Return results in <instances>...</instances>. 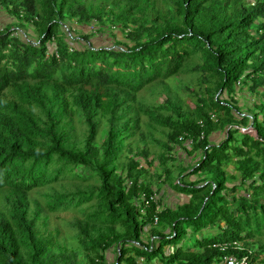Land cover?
Wrapping results in <instances>:
<instances>
[{
	"label": "trees",
	"instance_id": "obj_1",
	"mask_svg": "<svg viewBox=\"0 0 264 264\" xmlns=\"http://www.w3.org/2000/svg\"><path fill=\"white\" fill-rule=\"evenodd\" d=\"M0 10L37 36L0 30V264H213L227 254L264 264V0H0ZM115 31L121 48L90 41ZM187 68L201 73L192 105L166 82ZM150 83L167 85L161 102L137 100ZM244 88L261 97L246 111ZM177 146L198 156L179 176L197 178L174 184L189 201L145 206L142 194L159 192L149 167L157 161L165 184ZM55 211H74L72 244L46 229Z\"/></svg>",
	"mask_w": 264,
	"mask_h": 264
},
{
	"label": "rangeland",
	"instance_id": "obj_2",
	"mask_svg": "<svg viewBox=\"0 0 264 264\" xmlns=\"http://www.w3.org/2000/svg\"><path fill=\"white\" fill-rule=\"evenodd\" d=\"M13 18L15 19L14 22L15 21H16V23L19 22V20H17L15 17H13ZM27 26H30V25H26V27ZM13 27H17V28L20 29V26L13 25ZM26 27H24L23 29H20V31L17 30V29L16 30H17V32L20 33V35L22 36V38L25 41L37 42V38H36L37 36L35 34L34 27H31V26L28 27V28H26ZM62 29L64 31V35L66 36L65 38L69 39L68 38L69 37V32L67 31V28L62 26ZM91 30H94V29L92 27H90V26L87 27V31L88 32L91 31ZM33 32H34V35H33ZM73 36H75V35H73ZM26 37H27V39H26ZM76 38H77V36H76ZM116 39H121V36H119L118 33H117V37L116 38H111L110 37V33L106 32L105 34L104 33H102V34L101 33H95L90 38V41L93 43L94 46H99V45L112 46L113 45L116 48L117 47L121 48V46H119V45H114L116 43L115 42ZM77 40H79L81 43L85 42L84 40H82L80 38H78ZM50 46H53V44H51ZM197 60L198 59L193 57V58H191L189 60V63L191 64L193 62H196ZM188 68H190V67H188ZM188 68L185 71H182V73L179 74V76L174 77L173 79L172 78H168L166 82L172 88V90L175 91L173 93V95L171 96V97H173V100L177 97V92H178V95L180 96V98L185 103H190L191 104L192 101H194L196 98L194 97V95L191 92L188 91V88H190L191 90L196 89L197 84L195 82V79L197 77H200L201 73L190 72V71H188ZM196 74H198V75H196ZM166 87H167L166 84L160 83L158 85H155V83H150V84H148V86L145 87V89L141 90L138 93L137 100L138 101H143L144 103H148V104H155V102L159 103L165 97L162 92H166L165 91ZM236 98L238 100L239 106L244 107V110H245L247 107L253 106V102L255 100H257V99H260L261 97L259 95L251 94L248 90H246L244 88V89H242L241 91H239L237 93ZM140 119H141V122H143L144 120H147L148 117L145 114H141L140 115ZM141 127H142V130L148 135L147 141H149V142L145 143V145L149 148L151 153H153V154L154 153L155 154L158 153L160 151V146L156 142H151L150 141L149 132H148L147 127L144 124H142ZM162 128L163 127H161V126H157V129L155 128V130H158V131L156 133H154V135H153V137L155 139H158L160 141H162L164 139V136L159 133V131L162 130ZM244 129H245L244 130L245 132L246 131L248 132V130L246 128H244ZM163 130H166V129H163ZM249 132L251 134H254L252 129H249ZM225 134H226V130H221V131L217 132V135L213 139L216 142H218L220 139H223L225 137ZM181 150H182L183 153L185 152L182 148H181ZM177 151H178V149L176 148V152H174L175 154L174 155L172 154L173 155V159L168 161V163H167V166L170 168L171 174L168 176L165 173V171L161 170V172H160L164 176L166 175L165 184H167V186L169 188H171V189H178L179 186L178 187L174 186V184H176V182H177V178H179V179L183 178V177H179V176H182L183 174H185L186 170L194 162L193 157H192L193 162H191L190 164L185 166V164H184L185 160L184 161L183 160L180 161L178 159V155L180 157L181 154H179V152L177 153ZM186 154L190 155L189 153H186ZM186 158L188 159L187 156H186ZM180 159H184V158L182 157ZM141 161L144 163L143 160H141ZM156 165H157V161H155L154 164L151 167H149V170L151 171L150 173L153 176L152 179H151L152 183H154V181H156V179H157L156 178V174H157L158 171H160V170H157ZM159 169H161V167ZM229 171L233 172V167L231 165L229 166ZM80 172H82V171H80ZM189 177H185V178H183V180H189ZM180 180H182V179H180ZM74 182L81 183V182H84V181H79V180L75 179ZM154 184H155L156 188L159 191H160V189H162V184L161 183H154ZM170 186H172V187H170ZM164 188H166V187H164ZM153 189H155V188H153ZM158 190H157V192H158ZM157 194H159V192ZM231 194H232V192H230V195ZM72 213H74V211L73 212L71 211L70 213H65V212L58 213L57 211H55L53 213H50V217H49V220H48V223H47V226H46V229L51 231V232H53V233L58 231L60 240L64 239L67 244H70V243L72 244V242H73V240H71V237H70L72 235L71 229H70L69 225L66 222L67 220H69L70 215ZM79 216L82 217L81 215H79ZM161 226L162 225L160 224L159 228ZM216 231H217V227L216 228H212V230H211V232H216ZM193 237H191L190 239H192ZM190 239L189 238L186 239V241L188 242L187 244H191L192 243L191 241H189ZM104 252H105V256H106V262L107 263H112L113 260L115 259V248L111 246V247L107 248ZM80 257H82V255ZM138 261L141 262V259L139 258ZM150 264H158L157 259H154L153 261H151Z\"/></svg>",
	"mask_w": 264,
	"mask_h": 264
},
{
	"label": "crops",
	"instance_id": "obj_3",
	"mask_svg": "<svg viewBox=\"0 0 264 264\" xmlns=\"http://www.w3.org/2000/svg\"><path fill=\"white\" fill-rule=\"evenodd\" d=\"M14 18L11 16V15H8L6 13V11H3V10H0V30L3 28V27H6L8 25L12 26V29H17L20 31L19 28L17 27H13V25H16L18 26V23H16V21L14 22ZM217 132L219 131H216L215 133H212L211 136H210V140L212 141H215L213 138L217 135ZM184 145L188 146V144L185 142ZM178 149L177 153L179 152L180 157L178 155V159L180 161H184V164L185 166H187L188 164H190L191 162H194L198 159V156L194 153V154H186L188 153L186 151L185 148H182V147H176ZM176 148H175V152H176ZM181 148L185 151L184 153L182 152ZM183 153V154H182ZM196 155V156H195ZM186 156L188 157V159L186 158ZM195 156V157H194ZM184 158V159H180V158ZM192 157H193V160H192ZM193 162V163H194ZM191 170V168H188L186 171H189ZM197 176L196 175H192L189 177V180L192 181L194 179H196ZM154 183H158V179H156V181H154ZM153 183V188L156 189V186L155 184ZM166 187V188H164ZM157 190V189H156ZM159 196V204H161V206H167V207H176L178 205H182L184 203H187L190 199V195L184 193V192H181L179 190H176V189H171L169 188L166 184H162V189H160L159 191V194H157Z\"/></svg>",
	"mask_w": 264,
	"mask_h": 264
},
{
	"label": "built area",
	"instance_id": "obj_4",
	"mask_svg": "<svg viewBox=\"0 0 264 264\" xmlns=\"http://www.w3.org/2000/svg\"><path fill=\"white\" fill-rule=\"evenodd\" d=\"M17 33V30L15 29L14 34ZM180 139H182V137H180ZM186 143L189 145L191 143V140L186 141ZM142 200L144 201V205L148 206L150 204L151 201L156 202L158 195L157 193H153L152 195H150L148 198L145 194H142ZM160 211V206L157 208V212ZM158 216L157 214L154 215L153 221L154 223L157 222ZM233 246H236V242L230 243V242H223L218 244V247L220 248V250H225L226 248ZM214 264H247V259L246 257H242V258H237L234 254H227V255H223L219 261L215 262Z\"/></svg>",
	"mask_w": 264,
	"mask_h": 264
},
{
	"label": "water",
	"instance_id": "obj_5",
	"mask_svg": "<svg viewBox=\"0 0 264 264\" xmlns=\"http://www.w3.org/2000/svg\"><path fill=\"white\" fill-rule=\"evenodd\" d=\"M246 129L249 131V129H252V128H251V126H250V127H247ZM253 132H254V134L256 133L255 131H253Z\"/></svg>",
	"mask_w": 264,
	"mask_h": 264
}]
</instances>
